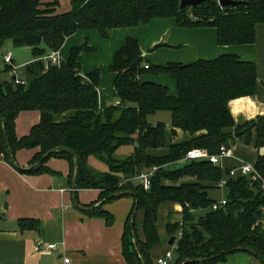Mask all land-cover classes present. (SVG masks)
<instances>
[{
	"label": "trees",
	"instance_id": "trees-1",
	"mask_svg": "<svg viewBox=\"0 0 264 264\" xmlns=\"http://www.w3.org/2000/svg\"><path fill=\"white\" fill-rule=\"evenodd\" d=\"M181 1L72 0L71 10L56 13L58 0H0V61H4L8 42L29 47L33 56L23 66L24 79L18 78L24 83L13 80L15 74L11 80H2L0 71V155L28 174L57 173L46 163L53 157L64 158L71 172H77L76 193L100 189L101 202L132 196L135 202L122 241L127 264H156L151 248L161 241L159 209L168 203L182 208L180 221L173 222L170 213L165 223L169 238L175 237L178 244L176 264H219L237 251H248L264 263L260 182H251L240 173L226 174V167L208 160H188L170 167L190 149L216 154L222 146L231 148L239 138L247 144L254 142L258 150L264 147V116L237 126L229 109L233 98L256 94L254 62L222 54L187 64L154 65L146 61L138 39L129 37L111 64L117 74L119 102L106 108L99 103L101 70L84 75L79 61L81 52L97 50L88 40L73 47L61 64L45 68L44 57L59 52L65 40L81 29H95L102 38H109L115 28L174 17L185 27H215L220 45H244L255 42L256 25L264 23V0H238L236 5L225 6L218 0H205L185 7ZM14 68L13 63H6L5 71ZM165 74L175 80L176 93L144 78ZM27 110L38 111L40 121L27 135L18 137L16 119ZM158 112H170V124L161 119L153 122ZM178 129L187 138L175 142ZM124 145L134 150L120 157L117 152ZM22 149L35 150L31 169L18 165L17 153ZM90 157L105 162L108 170L91 168ZM153 167L157 170L146 190L135 178ZM255 168L264 178V155H258ZM224 178L228 203L213 210L217 200L211 192L220 189L218 183ZM139 210L144 213L145 240L137 232Z\"/></svg>",
	"mask_w": 264,
	"mask_h": 264
},
{
	"label": "crops",
	"instance_id": "crops-1",
	"mask_svg": "<svg viewBox=\"0 0 264 264\" xmlns=\"http://www.w3.org/2000/svg\"><path fill=\"white\" fill-rule=\"evenodd\" d=\"M53 1L43 0L44 3ZM65 2L71 3L66 12L71 10L72 0H58L56 13H65L58 10ZM129 37L138 39L146 61L154 65L169 62L187 64L200 59H215L222 54H235L242 60L254 62L258 79L256 94L233 98L229 102V109L237 126L264 116V23L256 25L255 42L244 45H220L215 27H185L179 25L174 17L155 18L147 24L115 28L109 38H102L95 29L78 30L65 40L59 53L65 56L85 40L97 47L98 50L94 52H81L79 61L84 75L101 70V108L119 102L115 87L117 74L111 71V64L115 53ZM7 51L8 48L5 49ZM32 58L19 66L23 68ZM144 78L169 86L172 93L177 91L176 82L169 75H145ZM164 118L167 119L166 116ZM39 121L38 111H22L16 119L17 136L27 135ZM167 121L170 124L171 119ZM177 131L175 142L187 138L183 131ZM231 148L233 155L225 157L223 161L224 166L230 169L238 168L244 162L255 165L258 155H264V147L258 150L254 142L247 144L244 138L237 139ZM34 154L35 150H20L17 153L18 165L30 167ZM187 161L182 159L177 163ZM46 165L57 173H23L0 155V264H65V257L70 258V264H127L122 241L134 198L124 196L101 202L100 189H79L77 200L83 208L77 207L73 192L75 173L71 172L69 161L53 157ZM215 191L223 195L213 197L216 200L226 197V190ZM65 205H69V208L62 210ZM92 207L98 208L94 210ZM98 209L107 212L111 219L108 215L99 214ZM181 210V206L170 203L160 206L158 225L161 241L151 248V256L156 264L157 259L172 248L169 243L171 238L169 241L165 238L168 235L165 227L168 216L172 213V221H180ZM143 219L144 213L142 226L137 228V232L145 240ZM47 243H55L58 250L40 252L39 246ZM255 258L258 257L248 251H237L219 264H256ZM174 259L169 264H176Z\"/></svg>",
	"mask_w": 264,
	"mask_h": 264
},
{
	"label": "built area",
	"instance_id": "built-area-1",
	"mask_svg": "<svg viewBox=\"0 0 264 264\" xmlns=\"http://www.w3.org/2000/svg\"><path fill=\"white\" fill-rule=\"evenodd\" d=\"M218 2L220 3V0H218ZM3 57H4L5 63H7V64L13 63V53L10 50L5 52ZM62 60H63V56L59 52L52 53L49 56L44 57L45 68L49 69L51 65H59V64H61ZM148 67H149V65L146 64L145 68H148ZM16 82L24 83L23 81H20L18 79V77L16 79ZM232 155H233L232 148H227L226 146H222L220 148V151L216 154H212L206 149L193 148V149H190L187 151V153L184 157V160H208L212 164L217 165V166H221L224 168L225 167L223 164L224 158L230 157ZM156 170H157V167H153L152 169H148V170H143L142 173L135 179L137 180V182L142 184L144 189L150 190V188L152 186V177H153ZM238 173H240L242 175L249 176L251 182H255V181L260 182L261 187L264 190V178L257 171V169L255 168V165L248 163V162H244L238 168L230 169L229 174L234 176ZM226 185H227V179H225V178L222 179L218 183V187L220 189H224ZM227 203H228L227 198L224 197L221 200H217V201L213 202L212 208H213V210H218V209L225 207L227 205ZM68 208H69V205H65L62 208V210H66ZM181 236H182V231L179 232L178 238H180ZM177 247H178V244H177L176 239H175V241L172 245V248L169 249L163 256H161L157 259V261H156L157 264H169V263H171V261L174 259L175 250ZM39 250H40V252L57 251L58 247L55 243H47V244L40 245ZM64 262H65V264H70L71 260H70V258L65 257Z\"/></svg>",
	"mask_w": 264,
	"mask_h": 264
},
{
	"label": "rangeland",
	"instance_id": "rangeland-1",
	"mask_svg": "<svg viewBox=\"0 0 264 264\" xmlns=\"http://www.w3.org/2000/svg\"><path fill=\"white\" fill-rule=\"evenodd\" d=\"M70 7H71V3L69 5L67 2H65V3H62V5L59 7L58 10H59V12H66L68 9H70ZM66 8H68V9H66ZM6 48H8L13 53V57L15 59L14 64L16 66H15V68L13 70L5 71L6 63H4V61L2 59L0 61L1 79L2 80H11L12 79V76L14 74L17 75V77L19 79H24V77H25L24 68L20 67L19 65L22 64V62H25V61H27V60H29V59L32 58L31 49L29 47H27V46H24V47H15L11 42H8L6 44L5 49ZM162 115H164V116H162ZM165 116L167 117V119L164 118ZM155 119L156 120H160L161 119L163 121L169 122L167 120H170L171 119V114H170V112H158L157 113V116L155 118H152L153 122H155ZM133 150L134 149H133V146L132 145H124L117 152V155L120 156V157H126V156L132 154L133 153ZM89 159H90L89 165L94 170H96V171H105V170H108V165L105 162L99 160L96 157H90ZM60 164L62 165L61 162H60ZM183 164L184 163H173V164H171L170 167L171 168H176V167H179V166H181ZM19 167L23 168L20 165H19ZM26 168H28V167H26ZM214 191L215 190H213L211 192V196L212 197L220 198V197L223 196L222 193H218V191H215V192ZM204 212L205 211H202L201 213H204ZM142 213H143L142 210H139V212L137 214V217H136V226H137V228H139V226H142V220H141ZM165 238H166L167 241H169L168 235ZM255 259L257 260V262H255L256 264H264L259 258H255Z\"/></svg>",
	"mask_w": 264,
	"mask_h": 264
},
{
	"label": "water",
	"instance_id": "water-1",
	"mask_svg": "<svg viewBox=\"0 0 264 264\" xmlns=\"http://www.w3.org/2000/svg\"><path fill=\"white\" fill-rule=\"evenodd\" d=\"M205 0H182L181 1V6L185 7V6H196L199 3H202ZM221 5H236L238 3H240V1L238 0H220ZM17 79V75H14L13 80ZM32 167H28L27 169H31ZM230 173V168L226 167V174ZM77 172H75L74 174V181H73V192H74V203L76 204V206L83 208L82 205L79 204L78 200H77ZM136 213V211H135ZM132 227H133V223H132ZM175 241V237H172L169 241V243L171 245H173ZM207 259H203V261L205 262ZM181 264H186V261H183Z\"/></svg>",
	"mask_w": 264,
	"mask_h": 264
}]
</instances>
